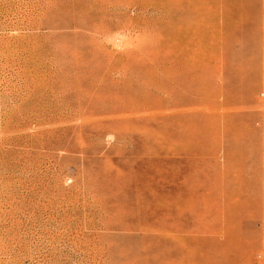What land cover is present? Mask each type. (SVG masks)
<instances>
[{
  "label": "rangeland",
  "instance_id": "374dc122",
  "mask_svg": "<svg viewBox=\"0 0 264 264\" xmlns=\"http://www.w3.org/2000/svg\"><path fill=\"white\" fill-rule=\"evenodd\" d=\"M0 264H264V0H0Z\"/></svg>",
  "mask_w": 264,
  "mask_h": 264
}]
</instances>
